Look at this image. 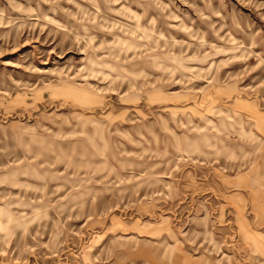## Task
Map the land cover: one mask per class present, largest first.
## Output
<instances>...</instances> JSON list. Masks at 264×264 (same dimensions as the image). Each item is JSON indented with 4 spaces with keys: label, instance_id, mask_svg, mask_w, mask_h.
<instances>
[{
    "label": "rangeland",
    "instance_id": "374dc122",
    "mask_svg": "<svg viewBox=\"0 0 264 264\" xmlns=\"http://www.w3.org/2000/svg\"><path fill=\"white\" fill-rule=\"evenodd\" d=\"M0 264H264V0H0Z\"/></svg>",
    "mask_w": 264,
    "mask_h": 264
}]
</instances>
